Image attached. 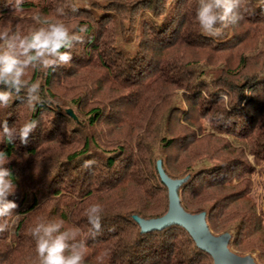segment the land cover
<instances>
[{"label":"trees","instance_id":"16d2710c","mask_svg":"<svg viewBox=\"0 0 264 264\" xmlns=\"http://www.w3.org/2000/svg\"><path fill=\"white\" fill-rule=\"evenodd\" d=\"M77 3L23 0L16 9L0 0V32L8 34L0 52L14 51L7 46L14 36L53 23L80 37L60 50L71 55L67 64L58 56L48 67L32 62L19 93L0 84L12 93L0 105V151L16 184L7 200L18 205L0 217V264H39L31 230L60 221L62 232L79 229L65 255L84 241L83 264H212L180 226L140 233L132 219L167 210L157 159L169 177L189 175L178 190L186 211H205L212 233H230L233 252L264 264V222L250 197L254 142L246 141L250 127L237 129L229 118L264 74V0H244L243 18L217 36L203 34L198 0ZM31 120L36 127L22 143L18 130ZM5 123L16 129L11 144ZM97 203L99 232L88 222Z\"/></svg>","mask_w":264,"mask_h":264},{"label":"clouds","instance_id":"9594fccd","mask_svg":"<svg viewBox=\"0 0 264 264\" xmlns=\"http://www.w3.org/2000/svg\"><path fill=\"white\" fill-rule=\"evenodd\" d=\"M23 0H14V7L20 9ZM241 9H244V0H198L195 18L198 21L203 34L207 36L220 35L223 29L230 25H235L243 18ZM220 25L221 27H217ZM87 31L86 26L79 27L80 33ZM77 35L70 34L69 29L63 23H53L47 28H40L28 36H14L8 42V48L14 51L0 52V84L6 85L9 89H14L17 93L25 86L22 80L25 69L34 61H39L44 67H48L55 61L53 57L67 64L71 60V55L61 52L62 48H70L73 40H79ZM8 40L7 32H0V41ZM14 41V42H13ZM25 57L21 60L19 57ZM39 88L38 83L31 84L27 90L31 99V94ZM12 99L11 91L0 92V105L7 107ZM36 127V121L25 122L18 130V135L22 143L27 142V137ZM16 129H10L5 123L3 135L7 143L14 142ZM8 154L0 151V217L6 216L16 209L18 205L13 201H8L7 197L14 193L16 184L12 179V174L5 167L8 163ZM102 206L97 203L88 209V222L99 232L102 227V217L99 213ZM63 221L57 223L37 224L31 235L36 241V253L39 257V264H83L86 252V243L80 241L71 245L70 254L65 255L69 249L68 240H75L79 229L61 231ZM4 228L0 226V231Z\"/></svg>","mask_w":264,"mask_h":264},{"label":"water","instance_id":"95a60500","mask_svg":"<svg viewBox=\"0 0 264 264\" xmlns=\"http://www.w3.org/2000/svg\"><path fill=\"white\" fill-rule=\"evenodd\" d=\"M66 113L76 119L70 108L66 109ZM155 167L161 183L167 190V210L163 215L152 218H142L133 214L132 219L138 225L140 233L160 231L170 225H177L187 232L199 250L211 257L212 264H257L251 254L239 255L229 248L231 235L228 231L220 234L211 232L206 222L205 211L190 213L182 207L178 190L189 175L169 177L160 159L156 160Z\"/></svg>","mask_w":264,"mask_h":264},{"label":"rangeland","instance_id":"374dc122","mask_svg":"<svg viewBox=\"0 0 264 264\" xmlns=\"http://www.w3.org/2000/svg\"><path fill=\"white\" fill-rule=\"evenodd\" d=\"M89 1L78 0L77 4L87 6ZM99 1L101 2V0ZM120 47L123 51H131L134 45L122 43ZM227 52L229 53V50ZM225 56L227 54H223L224 58ZM244 93L245 99L241 102V106L237 108L234 114H230L229 118L238 121L235 124L237 129H247V127H250V130L245 132L247 134L246 141L248 144L250 145L254 142V146L252 147L254 148L252 149L253 154L248 155V160L252 165V170L249 175L251 178L250 197L256 203L257 212L263 218L262 220L264 222V74H257L253 77L251 83L244 89ZM255 150H263L261 158L259 155L258 157H254ZM255 158H258V160ZM262 259L264 260V254ZM258 264L261 263L258 262Z\"/></svg>","mask_w":264,"mask_h":264}]
</instances>
